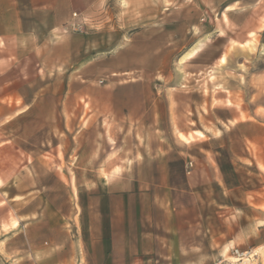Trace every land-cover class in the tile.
Wrapping results in <instances>:
<instances>
[{"label":"crops","instance_id":"0c3cea01","mask_svg":"<svg viewBox=\"0 0 264 264\" xmlns=\"http://www.w3.org/2000/svg\"><path fill=\"white\" fill-rule=\"evenodd\" d=\"M103 2L0 0V264H216L236 247L264 264V191L232 182L236 150L197 125L186 78L153 94L147 29L110 57L68 34Z\"/></svg>","mask_w":264,"mask_h":264},{"label":"rangeland","instance_id":"374dc122","mask_svg":"<svg viewBox=\"0 0 264 264\" xmlns=\"http://www.w3.org/2000/svg\"><path fill=\"white\" fill-rule=\"evenodd\" d=\"M78 16L68 34L95 32L103 39L105 57L130 46L133 33L141 32L135 41L142 46L146 28L151 55L145 56V64L152 70L153 94L172 90L159 86L167 76L186 78L178 96L184 102L193 96L197 125L213 142L236 150L232 163L223 165L232 182L264 191V0H104L98 10L85 14L86 21ZM121 30L125 36L117 45L113 34ZM189 51L194 58L181 59ZM138 75L105 74L95 85ZM103 126L108 127L107 121Z\"/></svg>","mask_w":264,"mask_h":264},{"label":"built area","instance_id":"2783aa9c","mask_svg":"<svg viewBox=\"0 0 264 264\" xmlns=\"http://www.w3.org/2000/svg\"><path fill=\"white\" fill-rule=\"evenodd\" d=\"M74 16H77V14H74ZM86 20L87 18H84V21ZM188 165L193 166L191 162ZM216 264H259V261L257 253L253 249L236 247L229 258L220 259Z\"/></svg>","mask_w":264,"mask_h":264}]
</instances>
